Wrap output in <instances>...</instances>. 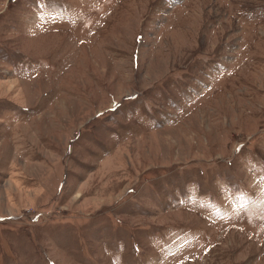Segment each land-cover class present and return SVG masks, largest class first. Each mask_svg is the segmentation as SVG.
<instances>
[{"label": "rangeland", "instance_id": "rangeland-1", "mask_svg": "<svg viewBox=\"0 0 264 264\" xmlns=\"http://www.w3.org/2000/svg\"><path fill=\"white\" fill-rule=\"evenodd\" d=\"M0 264H264V0H0Z\"/></svg>", "mask_w": 264, "mask_h": 264}]
</instances>
